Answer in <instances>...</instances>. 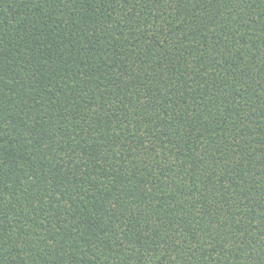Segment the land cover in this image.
Returning <instances> with one entry per match:
<instances>
[{"label":"trees","instance_id":"obj_1","mask_svg":"<svg viewBox=\"0 0 264 264\" xmlns=\"http://www.w3.org/2000/svg\"><path fill=\"white\" fill-rule=\"evenodd\" d=\"M0 264H264V0H0Z\"/></svg>","mask_w":264,"mask_h":264}]
</instances>
